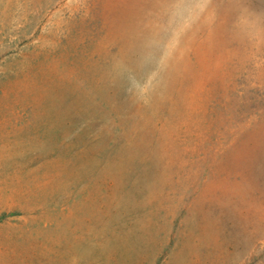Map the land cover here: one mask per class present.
<instances>
[{
  "label": "rangeland",
  "instance_id": "374dc122",
  "mask_svg": "<svg viewBox=\"0 0 264 264\" xmlns=\"http://www.w3.org/2000/svg\"><path fill=\"white\" fill-rule=\"evenodd\" d=\"M0 264H264V0H0Z\"/></svg>",
  "mask_w": 264,
  "mask_h": 264
}]
</instances>
